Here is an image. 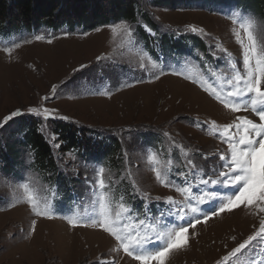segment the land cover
I'll return each mask as SVG.
<instances>
[{"label": "rangeland", "instance_id": "rangeland-1", "mask_svg": "<svg viewBox=\"0 0 264 264\" xmlns=\"http://www.w3.org/2000/svg\"><path fill=\"white\" fill-rule=\"evenodd\" d=\"M136 1L140 17L115 23L130 25L132 37L124 29L113 32L108 25L100 31L83 32L78 27L69 32L62 27L48 32L43 26L39 31L19 28L18 20L0 17V121L17 109L21 113L0 127V264H101L116 258L115 241L108 234L90 226L72 228L65 219L84 220L94 214L95 197L86 178L92 179L100 167L113 204L124 195L141 214L147 210L159 219L163 213V221L171 222L174 218L168 216L164 201L168 196L177 201L184 197L157 183L152 168L171 161L169 167L175 171L192 158L207 173L217 164L213 153L225 145L195 122L225 124L234 117L191 78L218 84L217 77L223 80L231 74L227 53L240 66L241 47L233 33L239 32L245 44L247 39L239 24L233 23V13L238 12L240 20L253 17L264 25V0ZM101 3L109 15L111 4ZM145 25L156 35L149 34ZM189 25L204 32L192 33ZM37 35L44 39L36 40ZM259 35L264 40V29ZM130 40L135 43L130 45ZM16 43L20 47L6 54L4 48ZM259 47L258 43V51ZM97 57L106 59L98 62ZM141 63L147 65V73L139 69ZM161 68L166 74L151 79ZM140 79L144 82L136 83ZM129 83L133 86H126ZM54 84L56 97L43 100ZM104 92L111 95L97 94ZM33 107L56 109L68 119L45 121L29 111ZM62 126L76 129L75 146L68 151H63L65 144L54 132L58 128L60 133ZM33 134L50 148L46 161L29 141ZM117 138L123 150L119 158L111 147V139ZM120 172L122 187L115 185L121 180ZM134 179L141 195L148 194L147 209L145 200L128 195L133 193ZM25 182L41 207L45 201L51 205L53 219L31 213L20 187ZM13 203L16 206L10 207ZM261 218L264 213L241 206L201 221L195 229L189 228L187 245L173 251L167 264H225L222 257L252 235ZM33 219L35 232H31ZM97 236L104 242L98 244ZM251 255V250L246 251L239 264H247ZM119 264L136 262L125 258Z\"/></svg>", "mask_w": 264, "mask_h": 264}, {"label": "snow or ice", "instance_id": "snow-or-ice-1", "mask_svg": "<svg viewBox=\"0 0 264 264\" xmlns=\"http://www.w3.org/2000/svg\"><path fill=\"white\" fill-rule=\"evenodd\" d=\"M238 17V12L233 13V23L239 24L247 39L245 44V39L239 32L233 33L241 47L240 66L238 67L237 62L231 61V54L223 49L222 51L229 55L230 75L223 80L217 77L218 84L203 78H191L194 85H198L203 92L234 117L231 122L225 124H217L214 120L195 122L197 127L211 132L221 144L225 145L223 149H217L213 153V156L217 158V164L207 173L192 158H187L183 168H177L175 171L169 167L171 161H168L166 165L152 168L157 183L165 188L174 189L184 197L183 200L177 201L172 196H168L164 201L168 205V216L174 219L171 222L163 221V213L159 219L150 217L147 210L141 214L125 201L124 195H121L119 202L113 204L105 191L109 183L104 177L103 167L96 170L92 179L86 178L89 191L95 197L94 214L84 220L68 217L65 219L72 228L81 226L98 228L115 241L112 251L116 253V258L103 260L101 264H119V260L125 258H130L136 264H167L173 251L187 245L189 228L195 229L201 221L207 222L212 216L231 212L241 206L255 208L258 213H264V40H261L259 35L264 25L253 17H245L242 20ZM107 27H110L113 32L124 29L129 37L133 36L134 30L126 22ZM144 27L149 34L156 35L150 27L147 25ZM188 27L192 33L204 32L202 28L197 29L194 25ZM100 30L96 29V31ZM35 39L42 40L44 37L37 35ZM48 42L51 43V40ZM129 43L131 45L135 41L130 40ZM19 47L20 44L16 43L11 47H5L4 51L11 55L13 48ZM213 56L219 59L215 56L214 50ZM104 59L106 58L97 57L98 62ZM84 67L86 66H80L81 69ZM152 67L155 68L157 65L153 64ZM139 69L145 73L149 71L144 63L139 65ZM165 74L164 69L161 68L158 72L151 74V79L159 80ZM173 74L182 75L180 72ZM212 76H216V71H212ZM184 78L189 79V77ZM143 82V79L136 81V83ZM126 86L133 85L129 83ZM97 94L110 96L111 92ZM56 95L57 86L54 84L51 86L50 95L42 99L49 101ZM29 111L45 121L68 119L66 116H59L58 110L47 107H44L42 111L38 107H33ZM20 114L19 109L12 111L3 118V121H0V127L13 121ZM164 135L167 137L169 134L164 133ZM53 139L55 141V136ZM55 147L59 148L60 144L55 143ZM181 150L183 151L182 148ZM204 159H207V156ZM210 185L217 187L210 189ZM20 187L23 189V200L34 216L54 218L55 214L51 205L45 201L41 207V201L37 199L28 183H21ZM133 194L145 200L147 209L148 194L141 195L135 183H133V193L128 195ZM156 200L159 202L160 198L157 197ZM206 204L209 207H203ZM15 206V203L10 204V207ZM36 224L37 221L33 219L31 232H35ZM249 250L252 255L247 264H264V218L260 219L258 229L224 255L222 261L225 264H239L240 257ZM120 253L123 255L121 256ZM217 264L220 262L218 261Z\"/></svg>", "mask_w": 264, "mask_h": 264}, {"label": "trees", "instance_id": "trees-1", "mask_svg": "<svg viewBox=\"0 0 264 264\" xmlns=\"http://www.w3.org/2000/svg\"><path fill=\"white\" fill-rule=\"evenodd\" d=\"M101 2L111 4L109 15ZM137 2L136 0H0V17L11 21L18 20L22 23L19 28L41 29L43 26L49 31H57L65 27L73 32L80 27L84 28L82 31L85 32L129 18L132 21L138 19L140 14L136 10ZM75 130L71 126H62L60 133L58 128L54 130L55 133L58 132L56 133L58 139L65 144L63 151L75 146ZM30 138L29 141L35 144L40 159L48 158L51 154L50 148L41 137L33 134ZM111 147L113 154L119 158L123 152L120 139H111ZM118 161L122 162L123 159Z\"/></svg>", "mask_w": 264, "mask_h": 264}, {"label": "bare ground", "instance_id": "bare-ground-1", "mask_svg": "<svg viewBox=\"0 0 264 264\" xmlns=\"http://www.w3.org/2000/svg\"><path fill=\"white\" fill-rule=\"evenodd\" d=\"M42 220V219H41ZM71 230V229H70ZM71 232H72V230H71ZM77 234V233H76ZM100 234V233H99ZM85 235V234H84ZM90 237V236H89ZM94 238V237H93ZM107 238V237H106ZM106 238H105V240H106ZM108 239V238H107ZM91 241V240H90ZM96 242L98 243V244H101V242H104V240L103 239H101V237L100 236H97L96 237ZM111 243V242H110ZM104 244V243H103ZM102 244V245H103ZM113 245V244H112ZM104 246V245H103ZM93 250V249H92ZM127 262V261H126Z\"/></svg>", "mask_w": 264, "mask_h": 264}]
</instances>
